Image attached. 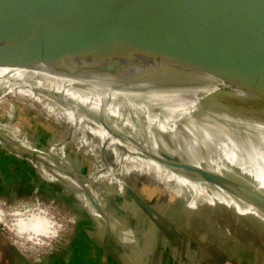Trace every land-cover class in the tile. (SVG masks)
Here are the masks:
<instances>
[{"label":"water","instance_id":"1","mask_svg":"<svg viewBox=\"0 0 264 264\" xmlns=\"http://www.w3.org/2000/svg\"><path fill=\"white\" fill-rule=\"evenodd\" d=\"M21 2L15 17H0V36L20 43L24 51L25 61L16 67L33 69L45 41L84 38L91 48L159 59L171 82L195 89L202 97L198 105L175 102L166 111L167 118L185 126L182 143L159 133L137 134L132 127L114 133L102 119L87 118L175 173L226 191L264 224V0ZM50 63L59 64L57 60ZM84 67L115 75L131 68L116 62ZM42 80L53 86L51 79ZM123 112L128 117L138 114L130 106ZM207 124L224 135L219 132V138L192 143V128ZM222 127L234 131L227 135ZM215 143L222 147L214 148ZM58 170L67 179L79 181L71 172ZM87 198L96 213H85L107 216L101 203L90 195ZM111 255L120 264H142L135 259L129 263L130 253Z\"/></svg>","mask_w":264,"mask_h":264},{"label":"bare ground","instance_id":"2","mask_svg":"<svg viewBox=\"0 0 264 264\" xmlns=\"http://www.w3.org/2000/svg\"><path fill=\"white\" fill-rule=\"evenodd\" d=\"M22 5L21 0H0V17H15ZM88 42L84 38L59 43L45 41L39 62L33 69H25L16 67L25 61L22 45L11 38L0 36V65L13 66L0 67V101L11 94L28 97L38 101L50 114L65 123H75L80 135L104 142L110 147L129 149L130 154L123 156L124 159L128 158L126 160L131 163L138 162L139 170L157 177L156 180L165 189L185 198L196 209L204 208L207 211V215L203 213L207 219L206 231L219 236V249L222 253L238 258L241 264H264V224L251 208L209 182L200 179L194 182L171 171L150 159L127 140L105 131L87 118L102 119L104 125L114 133L117 130L121 132V128L132 127L137 134L147 131L153 137L159 133L182 143L184 138L180 134L185 135L187 130L177 120L167 118L166 111L175 102L198 105L202 99L199 93L193 88L171 82L159 59L91 48ZM50 60H57L59 64L54 66ZM92 62L129 64L131 68L115 75L102 69L94 71L84 67ZM44 78L51 79L53 86L45 84L42 80ZM128 106L135 108L138 114L131 117L123 114V108ZM207 126L192 128L190 141L199 145L208 139L219 138V134L224 135L213 129V125ZM223 130L225 134L234 131L233 128ZM214 132L221 133L214 135ZM5 143L9 146L6 139ZM221 147L215 143L214 148L219 150ZM133 153L146 154L144 159H147H141V156H138L140 160L130 157ZM174 212L173 208H168L161 215L176 223ZM213 214L215 219L210 218ZM0 223L32 246L46 245L48 240L54 239L63 229L52 211L39 204H21L9 210L0 206ZM191 226L187 223L188 230ZM192 240L197 238L193 236ZM225 247L233 249L235 254L226 253Z\"/></svg>","mask_w":264,"mask_h":264},{"label":"rangeland","instance_id":"3","mask_svg":"<svg viewBox=\"0 0 264 264\" xmlns=\"http://www.w3.org/2000/svg\"><path fill=\"white\" fill-rule=\"evenodd\" d=\"M4 137L9 146L6 143L1 146L2 140L5 142ZM26 138L32 142L29 146L33 149V155L37 151L34 144H46L47 147L46 151L37 155L36 164L41 168L34 177H38V181L45 179L42 168L47 163L52 170L71 172L79 181L64 180L68 187H61V191L57 188L58 184L53 182L51 189L46 191L28 189L17 181L7 183L0 179V206L4 210L29 202L46 206L63 227L46 245L32 246L0 223V250L8 252V261L15 258V252L34 264H59L61 259L67 260L71 252L74 256V241L78 232L72 222L80 226L82 221L87 225L92 224L85 214L86 209L96 213L89 205L87 195H90L108 213L104 218L97 215L100 228H97L96 222L94 234L118 256H126L130 249H137L143 264H241L238 258L228 257L220 251L221 240L217 234L214 236L212 231H206L207 211L204 208L196 209L185 198L165 189L163 184L158 183L157 177L139 170L138 162L131 163L126 160L128 158L124 159L123 156L130 154L129 149L110 147L104 142L80 135L75 123H65L50 114L38 101L8 95L0 101V155L3 151L7 154L18 150L17 145L21 140L28 142ZM133 154L130 157H147L143 153ZM46 155L48 158L42 157V160L41 156ZM62 184L60 182L59 186ZM168 208L176 211L173 217L177 224L161 215ZM210 216L215 219L214 214ZM187 223L192 225L190 230ZM161 234H164V239ZM193 236L197 240H192ZM225 250L229 255L235 254L233 249L225 247ZM101 257L100 262L109 258L103 250Z\"/></svg>","mask_w":264,"mask_h":264},{"label":"crops","instance_id":"4","mask_svg":"<svg viewBox=\"0 0 264 264\" xmlns=\"http://www.w3.org/2000/svg\"><path fill=\"white\" fill-rule=\"evenodd\" d=\"M26 140L28 141V143L32 144V142H29L28 138H26ZM16 141L18 142L19 140H16ZM3 144L5 143L2 140L1 146ZM42 146L40 144L37 146L36 144H34L33 147H35V151L37 150L35 155H33L34 152L32 153L31 150L29 149H26V150L23 149L17 152L16 150H12L10 152H7V154L6 152L3 151L2 154L0 155V177H1L0 179L2 180V182L4 181L8 183V181L9 182L17 181L23 184L25 188L33 189V190L42 189L46 191L51 189V186H52L51 183L53 182H56L58 184L57 188H59V191H61L62 189L61 187H64V188L68 187L67 182H64V180H68V181H71V180L67 179L66 176H63L59 170L57 169L52 170L50 168L49 163H47V166L42 168L43 172L46 175L45 179L42 178L43 180L41 179V181H38V177H34L35 175L38 174V168H41V167H37V164H36L37 155L38 153L39 155H41L40 152L47 150L46 144H43ZM42 157L46 159L47 155L41 156V159L43 160ZM60 182L61 184L62 183L63 184L59 186ZM79 199L81 200L83 198H79ZM85 201L88 203L86 199ZM89 205H91V203ZM85 211L89 212L88 209H86ZM87 216H88V221L91 222L92 224L87 222L88 223L87 225L85 221L81 222L80 220H77L81 222V226H80V224H78L77 222H72L74 223L72 224V226L75 225V227H77V232H78V235L77 236L75 235V237L77 238L74 241L75 243L74 256L71 252L69 258H67V260L61 259L59 261V264H100V263L120 264L119 260H117V256L111 255V253L114 254L116 253V251H114L108 246H105L102 243V241L99 239V237L96 234H94L95 233L94 231L96 230L95 223L97 222L96 220L97 217H92L88 214ZM72 219H75V218H71V220ZM97 225H98V222H97ZM79 227L81 228V230L79 229ZM97 228H100L99 225L97 226ZM83 233H86V234H83ZM161 236L163 239L165 238L164 234H161ZM163 239H161V241H163ZM102 250L108 254L109 258L106 261H104L105 259H103V262H100V259L102 258L101 257ZM0 252H1L0 262L3 264H34V262L32 263L31 261L24 259L20 255L19 252L14 253L15 258L11 261H8L10 259L9 257H8L9 259L7 258L8 252L4 251V249L0 250ZM127 252L130 253L132 257V259L129 258V263H131V260L133 259H135L136 262L142 261L140 251L138 252L137 249L135 250L130 249V251H127ZM141 263L143 264V262Z\"/></svg>","mask_w":264,"mask_h":264},{"label":"flooded vegetation","instance_id":"5","mask_svg":"<svg viewBox=\"0 0 264 264\" xmlns=\"http://www.w3.org/2000/svg\"><path fill=\"white\" fill-rule=\"evenodd\" d=\"M24 137V136H23ZM5 143V142H4ZM30 143H28V142H22V140H21V143H20V145L18 146L17 145V148H18V150L19 151H21V150H26V149H29V150H31V152L33 153V149H30Z\"/></svg>","mask_w":264,"mask_h":264}]
</instances>
